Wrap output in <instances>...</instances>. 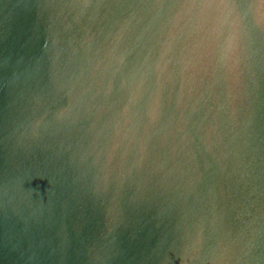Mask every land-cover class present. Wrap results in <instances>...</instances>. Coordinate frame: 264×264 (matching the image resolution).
Instances as JSON below:
<instances>
[{
    "label": "water",
    "instance_id": "1",
    "mask_svg": "<svg viewBox=\"0 0 264 264\" xmlns=\"http://www.w3.org/2000/svg\"><path fill=\"white\" fill-rule=\"evenodd\" d=\"M0 264H264V0H0Z\"/></svg>",
    "mask_w": 264,
    "mask_h": 264
}]
</instances>
